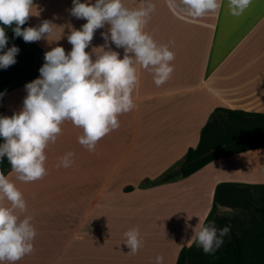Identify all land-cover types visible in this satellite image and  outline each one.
<instances>
[{
  "label": "crops",
  "instance_id": "0c3cea01",
  "mask_svg": "<svg viewBox=\"0 0 264 264\" xmlns=\"http://www.w3.org/2000/svg\"><path fill=\"white\" fill-rule=\"evenodd\" d=\"M151 2L156 10L144 30L158 45H168L174 53L170 78L157 87L152 73L136 65L138 84L132 93L136 107L118 116L119 127L100 139L94 152L78 143L82 129L65 121L55 143L50 142L45 149L46 175L42 179L26 183L14 173L7 174L27 204L21 218L30 215L37 233L34 252L16 264L85 262L77 257V250L90 248L93 234L98 232L97 227L93 229L95 224L85 222L91 215L93 199L84 191L82 196L77 195L83 204L76 205V195L59 194L53 188L74 185L67 178L70 171L80 170L82 175L85 171L88 175L99 171L98 177L87 180L84 177V184L98 185L100 197L106 194L100 207L107 209L110 203L115 208H144L159 218L152 221L159 223L151 232L154 237L149 238L154 244H148L135 255L127 254V246L120 248L114 244L115 251L114 247L109 248L115 264H155L157 255L164 257V264L176 262L180 250L192 244L187 240L191 227L199 220L204 223L208 216L218 183L264 184V157L257 155L255 161L251 158L264 149L213 162L188 178L155 184L163 174L180 166L189 148L198 145L201 130L216 108L264 113V0H252L239 17L229 14L228 0H219L220 8L215 14L208 13L195 20L177 16L166 0ZM122 3L129 9L143 6L139 0ZM71 7L72 0H33L35 15L26 21L27 27H38L44 20L57 26L49 40L31 42L37 68L34 79L39 76L45 52L56 46L70 51L72 46L66 38L69 26L79 30L86 23L70 15ZM106 30L107 26L98 29L86 49L93 59L102 52L99 48L104 41L100 33ZM111 47L122 58L123 50ZM24 85L5 92L0 102L4 116L10 117L22 108ZM68 152L74 154L72 165L58 166L60 158ZM223 164L224 168H218ZM109 168L122 170V176L133 179L128 184L134 190L110 197ZM124 196L128 199L121 201L119 198ZM0 204L7 205V201ZM105 221L99 220V232H107L101 224ZM185 221L191 226L188 232ZM102 243L108 244L107 240ZM108 261L112 264L111 259ZM106 263V259H101V264Z\"/></svg>",
  "mask_w": 264,
  "mask_h": 264
},
{
  "label": "clouds",
  "instance_id": "9594fccd",
  "mask_svg": "<svg viewBox=\"0 0 264 264\" xmlns=\"http://www.w3.org/2000/svg\"><path fill=\"white\" fill-rule=\"evenodd\" d=\"M177 16L198 19L215 14L220 8L219 0H166ZM252 0H228V12L241 16ZM143 6L129 9L122 0H72L68 10L76 19L86 23L79 30L69 26L67 42L72 46L65 51L61 46L44 53V63L39 76L24 85L26 96L22 108L9 116L0 115V162L5 158L11 172L22 182H34L46 175L45 149L55 143L65 121L82 129L77 140L89 152H94L97 142L119 127L118 116L133 110L132 93L138 84L137 68L148 70L157 87L164 84L174 68V53L168 45H158L144 28L156 7L151 0H139ZM33 13V0H0V24L12 26L14 37L24 42L49 40L55 26L44 20L38 27H24ZM104 41L102 52L92 58L86 49L98 29ZM9 39L5 28L0 27V69L16 63L20 49L7 47ZM123 50V56L111 47ZM6 49V50H5ZM5 93H0L2 98ZM73 153H65L58 166L72 165ZM0 264H16L34 252L37 235L32 217L20 214L27 211L23 194L7 175L0 173ZM217 205L218 212L224 210ZM191 226L185 221V232ZM230 227L217 228L214 221L200 220L191 227L187 238L205 254H212L224 244ZM127 254L135 255L143 241L138 228L124 233ZM155 264H164V257L157 255Z\"/></svg>",
  "mask_w": 264,
  "mask_h": 264
},
{
  "label": "trees",
  "instance_id": "16d2710c",
  "mask_svg": "<svg viewBox=\"0 0 264 264\" xmlns=\"http://www.w3.org/2000/svg\"><path fill=\"white\" fill-rule=\"evenodd\" d=\"M21 27H27V24ZM16 62L21 71L36 67L34 51L19 52ZM43 63L42 60L41 66ZM36 76L37 71L30 73L22 84L32 81ZM262 149L264 113L216 108L201 130L198 145L189 148L180 166L163 174L155 184L188 178L213 162ZM9 172L11 166L5 158L0 162V173L7 175ZM217 205L243 211L250 226L244 225V221L237 215L233 218L221 217ZM212 220L218 228L230 227L229 235L224 237V244L214 253L205 254L192 243L180 250L175 264H264V184L218 183L211 210L204 223Z\"/></svg>",
  "mask_w": 264,
  "mask_h": 264
},
{
  "label": "rangeland",
  "instance_id": "374dc122",
  "mask_svg": "<svg viewBox=\"0 0 264 264\" xmlns=\"http://www.w3.org/2000/svg\"><path fill=\"white\" fill-rule=\"evenodd\" d=\"M0 27L5 28L6 35L9 39V43L6 46L11 47L13 45L17 46L20 51H28V50H33V47L31 45V42H24L22 38L20 37H14V33L10 32V29L15 27V24L13 23L12 26H4L0 24ZM5 49V50H6ZM42 63V62H41ZM37 71V68H29L26 71H21L17 68V62L14 65L9 66L7 69H0V93H5L7 90L14 88L16 85L22 84L27 80V77L29 76L30 73H34ZM3 98V97H2ZM0 98V102L2 100ZM2 108L0 107V115H3V111L1 110ZM4 116V115H3ZM2 142V140H0ZM257 155L263 156L264 157V151L260 152V154H255V156L251 157L253 160H258L259 157ZM264 159V158H263ZM224 165L218 166L221 169L224 168ZM108 172V182L109 186L107 187L109 189V195L115 196V195H122V194H127L129 192H132L134 190V186H130L128 184L129 182H132L133 179H126V176H122L123 171L122 170H116L114 168H109ZM83 171L80 170H75V171H70L67 178L70 181H74V185L70 186H65L62 189H58L55 185L53 188L55 189V192L59 194H65V195H83L84 191L86 193H89L92 201V206H91V215L89 218L86 220L81 219V223L86 220L85 222H89L95 224L93 226V229L96 228L97 233L93 234L92 237V244L90 248H81L77 253V257L79 259H82L85 261L83 264H101V259H106L107 263L109 264V259H111L112 264H115V258L113 256H110V247H114L112 251L117 250L115 248V245H118L117 247L123 246L126 247L124 243V233L128 231L131 228H138L140 232V237L143 241L142 247L139 249L143 250L144 247L148 246V244H154L153 240H150L149 238L154 237L153 234H151L152 230L156 228L159 223L152 222L153 219H159L157 216H151L149 211L145 210L144 208L141 209H130V208H123L124 206H120L119 208H115V204L110 205L108 203V208L100 207L102 205V196H106V194H102L100 197V187L98 185H92V186H87L85 185V181L89 178H95L98 177L99 171H91V174L88 175L87 171L82 175ZM132 176V175H130ZM84 177L86 180H84ZM142 187V186H139ZM90 191V192H88ZM79 196V197H81ZM110 199V198H109ZM123 200H126V196L123 198H119ZM106 200V199H104ZM76 205H81L83 204V201H81L78 197L75 201ZM105 203V202H104ZM202 206H206V203L202 202ZM102 209L103 212H100ZM221 217H228V218H233L235 215L239 216L243 221L244 225L246 224L247 227L250 226L249 219L246 215L241 210H235L232 208H225L222 212H218ZM88 215V214H87ZM105 219V223L102 224V228H106L107 232L101 231L99 232L98 228L100 226L98 225L100 222L99 220ZM131 219L134 221L131 222ZM214 221V220H212ZM84 222V223H85ZM215 222V221H214ZM91 225V227H92ZM215 225L217 227V223L215 222ZM218 228V227H217ZM95 231V230H94ZM103 236H105L103 238ZM107 240L108 244H101V241ZM115 244V245H114ZM111 245V246H110ZM104 246V247H102ZM122 248V247H120ZM109 253V255H108ZM143 253V252H141ZM108 255V256H107ZM124 261V260H123ZM166 264H175L168 262Z\"/></svg>",
  "mask_w": 264,
  "mask_h": 264
}]
</instances>
